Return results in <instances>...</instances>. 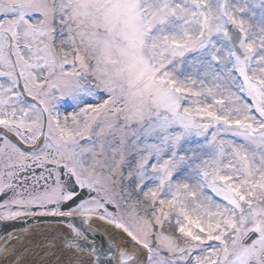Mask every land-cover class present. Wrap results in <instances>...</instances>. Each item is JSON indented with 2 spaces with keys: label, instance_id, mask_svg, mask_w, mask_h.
Returning <instances> with one entry per match:
<instances>
[{
  "label": "snow or ice",
  "instance_id": "snow-or-ice-1",
  "mask_svg": "<svg viewBox=\"0 0 264 264\" xmlns=\"http://www.w3.org/2000/svg\"><path fill=\"white\" fill-rule=\"evenodd\" d=\"M29 217L57 264H264V0H0V221Z\"/></svg>",
  "mask_w": 264,
  "mask_h": 264
},
{
  "label": "bare ground",
  "instance_id": "bare-ground-1",
  "mask_svg": "<svg viewBox=\"0 0 264 264\" xmlns=\"http://www.w3.org/2000/svg\"><path fill=\"white\" fill-rule=\"evenodd\" d=\"M43 224L44 223L37 224V225H31L28 228H26L25 230H12L11 232L7 233L6 235H4V236H2L0 238V245H3L5 240H7L9 238V234L18 236L19 239L11 240V242L8 245V248H10L11 246L15 245L17 250L20 249V248L23 249V250H26L24 253L31 252V253L34 254L36 252V254L38 256H41L42 258H44L42 260V264H54L56 261H58L59 259L62 258L61 256H63L64 253H63L62 250L58 249L56 251V255L55 256L50 255L49 253H50L51 249L53 248V245L48 243V240H50V236L52 234L60 235L61 234V229H60V226L56 225V224H53L52 228H45L43 226ZM92 226L97 228V229H99V230H101L102 232H104L108 236V233L105 231V229L108 228L107 226L104 227L103 225H100V224H94ZM37 229L42 230L44 232V234L46 235V240H45V235L43 233H33V234H30L28 236L29 231L37 230ZM26 236H28V237L24 240V243H23L22 239L24 237H26ZM116 238H118V240L121 239L120 234H117ZM45 241H46V244L48 245V250L47 251L44 250V248L46 247ZM56 245H57V248H58L59 241L56 242ZM25 257H28V255H21L18 260L10 259L9 260V264H17L18 261L21 264V262L23 261V259Z\"/></svg>",
  "mask_w": 264,
  "mask_h": 264
}]
</instances>
